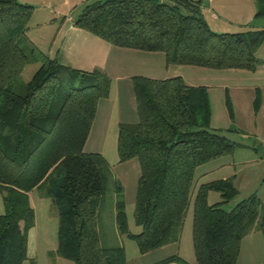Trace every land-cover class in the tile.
Wrapping results in <instances>:
<instances>
[{
  "label": "trees",
  "instance_id": "trees-1",
  "mask_svg": "<svg viewBox=\"0 0 264 264\" xmlns=\"http://www.w3.org/2000/svg\"><path fill=\"white\" fill-rule=\"evenodd\" d=\"M31 9L28 2L0 0V264L26 258L33 187L56 210L54 252L73 264H124L123 246L102 238L99 213L109 186L113 233L133 238L139 252L178 239L190 200L192 264H234L244 234L258 229L264 238V205L255 193L222 207L236 193L231 176L200 182L192 192L194 167L233 142L208 128L206 85L187 84L179 74L130 76L137 118L117 122L115 137L118 160L136 157L139 167L133 206L139 229L129 231L109 163L100 152L82 149L109 76L43 52L26 34ZM253 15L264 16V0H255ZM73 24L113 45L162 51L165 64L219 69L253 70L264 34L262 27L209 28L199 0H91ZM34 61L37 67L21 81L23 65ZM211 189L219 200L207 202ZM169 261L186 264L174 253L149 264ZM29 264H36L33 257Z\"/></svg>",
  "mask_w": 264,
  "mask_h": 264
},
{
  "label": "rangeland",
  "instance_id": "rangeland-1",
  "mask_svg": "<svg viewBox=\"0 0 264 264\" xmlns=\"http://www.w3.org/2000/svg\"><path fill=\"white\" fill-rule=\"evenodd\" d=\"M20 1V0H19ZM32 9L27 19L26 34L40 48L55 49L60 44V34L57 35L56 27H65L73 23L85 2L91 0H27ZM202 15L206 19L209 28L215 31H235L241 29L233 26L224 19L227 17L230 0L220 1V9L214 8L217 24L210 19L211 11L208 10L209 1L200 0ZM217 0H213L212 6H216ZM239 13L236 17L244 19L252 11L251 0H241ZM222 5V6H221ZM250 6V7H247ZM240 15V16H239ZM231 17V16H229ZM243 21V20H242ZM247 21V20H244ZM247 27L257 22L264 23V16H255ZM224 27V28H221ZM262 42V43H261ZM258 45L257 55L264 57V39ZM153 53L163 54L162 51ZM38 62H28L23 65L19 79L26 81L37 67ZM179 69L182 79L187 84L206 85L209 102L208 128L222 133L233 146L227 152L212 157L197 164L193 170L191 190L194 192L198 183L217 177L231 176L236 193L222 207L228 209L237 200L253 192L264 205V64L253 70L245 68L219 69L192 64H167L163 65L162 74L170 75L173 69ZM127 84V85H126ZM112 80L109 83V93L117 99L116 105L124 110L121 117L125 120L135 121L133 92L128 82ZM104 98V97H103ZM102 98V99H103ZM131 101L129 111L128 99ZM133 102V103H132ZM135 105V104H134ZM122 108V109H121ZM118 110V109H117ZM119 111V110H118ZM116 112V111H115ZM100 110L92 119L86 142L82 149L89 151L98 147L94 145L95 139H100L99 119ZM127 115V116H125ZM116 114L102 124L103 142L102 155L109 163L112 178L117 180L121 188V198L124 202L123 212L126 227L131 232H136L139 226L133 220V206L136 177L139 167L136 157H130L119 161L115 149V137L117 125L114 123ZM105 120V118H104ZM101 130V129H100ZM114 192L111 186L104 193V201L99 213L102 225V238L108 243H120L124 249V264H149L164 256L176 253L186 264L194 262L191 246V200L183 215V221L179 236L176 241L168 242L154 247L145 252H139L133 238L123 233H113L112 229V200ZM29 203L33 208V224L27 230L26 258L20 264H29V257H33L36 264H73L71 259L62 257L54 252L56 246L57 214L49 197L41 195L38 188H31L27 192ZM219 192L208 190L207 202L219 200ZM2 210L0 192V211ZM170 262V261H169ZM161 264H180L161 263Z\"/></svg>",
  "mask_w": 264,
  "mask_h": 264
},
{
  "label": "crops",
  "instance_id": "crops-1",
  "mask_svg": "<svg viewBox=\"0 0 264 264\" xmlns=\"http://www.w3.org/2000/svg\"><path fill=\"white\" fill-rule=\"evenodd\" d=\"M20 1L28 2L27 0ZM208 1L209 4H212L213 2V0ZM223 1L225 2L226 0ZM240 1L241 0H230V2L233 4L229 5L230 11H228V15L227 17H224V19L227 21V23H230L233 26H237L242 29L248 26V19L250 20L252 17H255L253 15L255 11V0H251L254 10L252 9V11H249L248 16L244 17V19H239L238 17H236L238 15L237 13H239L240 11V7H242ZM211 4L209 5V7H207L208 10L211 11L210 19L212 20L213 24H217V18L215 17L214 8L220 9V1L217 0L216 6H212ZM200 6L202 8L201 1ZM261 27L264 28L263 22H257L255 24H252V28ZM56 28L57 35L60 34V44L55 47V49H51L49 47L47 50H44L40 48L33 40L32 41L48 56L55 57L60 63L64 65L82 70H89L93 67H99L109 76V83H111L112 80H115L116 83L125 82L126 84L128 82V86L126 87L129 88V85L131 87L130 76L133 74H141L156 78L166 77L174 74H179L181 76L179 69L176 68L173 69V73H171L170 75H164L161 73L163 71V65L165 66L167 64H165L164 62L163 54L159 55L158 53H153V51L159 50H143L133 47L113 45L98 37L97 35L89 32L88 30L75 26L72 22H70V24H67L65 27L62 25V27L57 26ZM216 28L218 27H213L212 29L219 30ZM262 39H264V34ZM256 50L254 53L257 58V64L255 68L264 64V57L257 55ZM109 89L107 94L103 96L104 98H98L95 104L93 118L100 110L101 113L99 119V131L101 133L99 137L100 139L96 138L94 143V145L98 147H95L94 149H91L89 151H98L100 153L103 152L101 149V147L104 146L102 124L104 125L108 118L112 116V114H116V117L113 120L116 125L119 121L131 122V120L122 119L127 118L121 117L123 116V114H125V111L119 109V104L118 108H116L117 99L111 96V94L109 93ZM131 101L132 100H130L129 98V118L132 117V114H130L129 112L131 111ZM134 104L133 107L135 111ZM84 142H86V140H84ZM174 262L175 261H170L167 263ZM234 264H264V238L260 230L251 229L249 232H247L240 238L239 248L235 257Z\"/></svg>",
  "mask_w": 264,
  "mask_h": 264
}]
</instances>
